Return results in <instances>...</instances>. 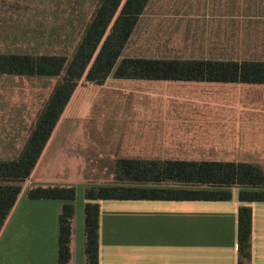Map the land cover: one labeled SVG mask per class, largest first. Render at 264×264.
I'll use <instances>...</instances> for the list:
<instances>
[{"label": "crops", "instance_id": "crops-1", "mask_svg": "<svg viewBox=\"0 0 264 264\" xmlns=\"http://www.w3.org/2000/svg\"><path fill=\"white\" fill-rule=\"evenodd\" d=\"M122 57L264 62V0H148ZM86 74L0 233V264H59L63 201L27 192L90 181L41 173L52 148L45 170L68 166L77 176L123 158L264 168V83L113 74L97 83ZM85 190L76 188L69 264H85ZM231 190L227 201L100 200L99 264H238L242 205L252 207L250 264H264V201Z\"/></svg>", "mask_w": 264, "mask_h": 264}, {"label": "trees", "instance_id": "trees-1", "mask_svg": "<svg viewBox=\"0 0 264 264\" xmlns=\"http://www.w3.org/2000/svg\"><path fill=\"white\" fill-rule=\"evenodd\" d=\"M148 0H101L71 60L60 55L0 54V73L57 76L45 110L16 159L0 160V233L32 174L78 81L117 78L190 79L264 83L262 61H204L122 57ZM116 183L86 187L85 264H99L100 200L264 201V170L246 162L119 159ZM30 199L63 201L58 230V263L72 259L75 186H33ZM238 264L252 260V207L238 211Z\"/></svg>", "mask_w": 264, "mask_h": 264}, {"label": "rangeland", "instance_id": "rangeland-1", "mask_svg": "<svg viewBox=\"0 0 264 264\" xmlns=\"http://www.w3.org/2000/svg\"><path fill=\"white\" fill-rule=\"evenodd\" d=\"M101 0H0V52L31 55H75ZM59 81L57 76L0 73V160L16 159L35 129ZM41 173L57 179L82 178L77 190L116 183V166L82 168L77 176L68 166ZM61 162V161H60ZM264 170V168H262ZM25 183V181L23 182ZM74 186V185H73ZM133 203V202H130Z\"/></svg>", "mask_w": 264, "mask_h": 264}]
</instances>
